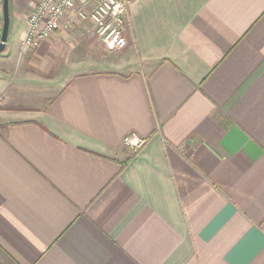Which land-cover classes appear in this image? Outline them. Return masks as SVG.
Listing matches in <instances>:
<instances>
[{
    "label": "crops",
    "instance_id": "crops-1",
    "mask_svg": "<svg viewBox=\"0 0 264 264\" xmlns=\"http://www.w3.org/2000/svg\"><path fill=\"white\" fill-rule=\"evenodd\" d=\"M9 3L0 264H264V0H131L108 70L69 14L20 55Z\"/></svg>",
    "mask_w": 264,
    "mask_h": 264
},
{
    "label": "built area",
    "instance_id": "built-area-1",
    "mask_svg": "<svg viewBox=\"0 0 264 264\" xmlns=\"http://www.w3.org/2000/svg\"><path fill=\"white\" fill-rule=\"evenodd\" d=\"M3 0H0V39L3 28ZM131 0H36L21 35L20 52L36 48L45 38L54 35L69 14V21L85 23L86 31L100 38L108 51H122L128 45L126 28ZM69 23V22H68ZM147 137L130 132L122 146L135 153L147 143Z\"/></svg>",
    "mask_w": 264,
    "mask_h": 264
},
{
    "label": "rangeland",
    "instance_id": "rangeland-1",
    "mask_svg": "<svg viewBox=\"0 0 264 264\" xmlns=\"http://www.w3.org/2000/svg\"><path fill=\"white\" fill-rule=\"evenodd\" d=\"M9 11H10V26L8 27L9 28L8 38H11L14 33H18L20 31L21 23L15 21L14 16L12 15L13 10H12L10 3H9ZM87 37L92 39V42L94 44L93 45L94 51H96V50H99V52L102 51V53L100 52L101 54L98 55V57H100L102 59V61L100 62V65L96 66L95 68L98 70H108V69L114 68V66L112 64L107 63V60L111 61L113 58L116 57V55H118L119 52H121V50L120 51H108V50H106L102 40L100 38H98L96 35H91V36H87ZM94 57H97V55L94 54ZM15 73H16V70H14L10 74L11 78H10L9 83L12 82V79L16 75ZM6 87H8V85ZM11 88L12 87L10 86L7 88V90H9Z\"/></svg>",
    "mask_w": 264,
    "mask_h": 264
},
{
    "label": "water",
    "instance_id": "water-1",
    "mask_svg": "<svg viewBox=\"0 0 264 264\" xmlns=\"http://www.w3.org/2000/svg\"><path fill=\"white\" fill-rule=\"evenodd\" d=\"M9 0H3V28H2V35L0 39V53L4 50L6 40L8 39L9 34V26H10V11H9Z\"/></svg>",
    "mask_w": 264,
    "mask_h": 264
},
{
    "label": "trees",
    "instance_id": "trees-1",
    "mask_svg": "<svg viewBox=\"0 0 264 264\" xmlns=\"http://www.w3.org/2000/svg\"><path fill=\"white\" fill-rule=\"evenodd\" d=\"M10 1V0H9ZM9 1H8V3H9Z\"/></svg>",
    "mask_w": 264,
    "mask_h": 264
}]
</instances>
